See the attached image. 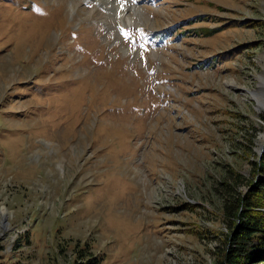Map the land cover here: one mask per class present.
I'll list each match as a JSON object with an SVG mask.
<instances>
[{"label":"rangeland","instance_id":"1","mask_svg":"<svg viewBox=\"0 0 264 264\" xmlns=\"http://www.w3.org/2000/svg\"><path fill=\"white\" fill-rule=\"evenodd\" d=\"M262 162L264 0H0V264H221Z\"/></svg>","mask_w":264,"mask_h":264},{"label":"trees","instance_id":"2","mask_svg":"<svg viewBox=\"0 0 264 264\" xmlns=\"http://www.w3.org/2000/svg\"><path fill=\"white\" fill-rule=\"evenodd\" d=\"M259 165L263 171L264 163ZM230 204L234 209L226 211L229 229L221 264H264V182L251 184L245 196L236 195ZM100 260L77 244L70 264H100Z\"/></svg>","mask_w":264,"mask_h":264}]
</instances>
